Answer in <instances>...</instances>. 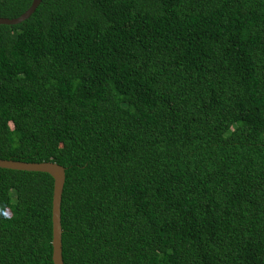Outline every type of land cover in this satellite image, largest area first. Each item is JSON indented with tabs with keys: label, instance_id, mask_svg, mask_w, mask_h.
<instances>
[{
	"label": "trees",
	"instance_id": "16d2710c",
	"mask_svg": "<svg viewBox=\"0 0 264 264\" xmlns=\"http://www.w3.org/2000/svg\"><path fill=\"white\" fill-rule=\"evenodd\" d=\"M0 160L64 169L62 264H264V0H40L0 25ZM51 194L0 169V264H52Z\"/></svg>",
	"mask_w": 264,
	"mask_h": 264
},
{
	"label": "water",
	"instance_id": "95a60500",
	"mask_svg": "<svg viewBox=\"0 0 264 264\" xmlns=\"http://www.w3.org/2000/svg\"><path fill=\"white\" fill-rule=\"evenodd\" d=\"M40 0H31L29 7L18 17L0 18V25L12 26L27 19L36 9ZM0 169L45 173L52 179L51 194V262L62 264L61 260V229H60V199L64 182V169L54 163H25L19 161L0 160Z\"/></svg>",
	"mask_w": 264,
	"mask_h": 264
}]
</instances>
